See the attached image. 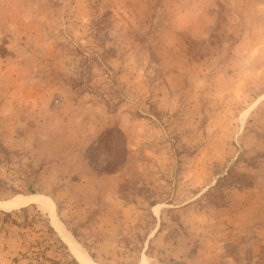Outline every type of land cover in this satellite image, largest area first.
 I'll list each match as a JSON object with an SVG mask.
<instances>
[{
  "label": "rangeland",
  "instance_id": "374dc122",
  "mask_svg": "<svg viewBox=\"0 0 264 264\" xmlns=\"http://www.w3.org/2000/svg\"><path fill=\"white\" fill-rule=\"evenodd\" d=\"M33 194L0 264H79L53 221L96 264H264V0H0V203Z\"/></svg>",
  "mask_w": 264,
  "mask_h": 264
},
{
  "label": "bare ground",
  "instance_id": "6f19581e",
  "mask_svg": "<svg viewBox=\"0 0 264 264\" xmlns=\"http://www.w3.org/2000/svg\"><path fill=\"white\" fill-rule=\"evenodd\" d=\"M47 201V200H46ZM30 204H36L38 206L41 207L42 210H44V212H47V214H50L51 217H53V209L51 208V206H48L45 202V200H43L41 197L37 196V195H29V196H22V195H17L12 197L11 199L1 202L0 203V208L4 209V210H14L17 208H21L24 206H28ZM40 209V208H39ZM53 226L55 228L58 229V231L61 233V231L63 232L62 236L63 237V241L66 243V245L68 246V249L70 250V252L76 257V259L78 260L79 264H95L93 263L86 254L83 253H76L75 250L77 246L70 238L69 236L66 234V232L64 230H62V228L56 223V221H53ZM61 228V229H60ZM140 264H144L143 262H141Z\"/></svg>",
  "mask_w": 264,
  "mask_h": 264
},
{
  "label": "water",
  "instance_id": "95a60500",
  "mask_svg": "<svg viewBox=\"0 0 264 264\" xmlns=\"http://www.w3.org/2000/svg\"><path fill=\"white\" fill-rule=\"evenodd\" d=\"M2 209V208H1ZM4 210V209H3ZM54 227V226H53ZM54 229H55V231L58 233V235H59V237H60V239H61V241L63 242V244L66 246V248L68 249V246L66 245V243L62 240L63 239V237L64 236H62V233H60L59 231H58V229H56L55 227H54ZM76 244V243H75ZM77 245V244H76ZM76 247V249L77 250H75V252L76 253H83V254H86L87 255V257L90 259V260H92L89 256H88V254L84 251V250H82L78 245L77 246H75ZM69 250V249H68ZM79 251V252H78ZM69 252H70V250H69ZM71 253V252H70ZM72 254V253H71ZM73 255V254H72ZM75 255V254H74ZM74 255H73V257H74ZM75 258V257H74ZM75 260H76V258H75ZM77 261V260H76ZM93 261V260H92ZM94 262V261H93ZM95 263V262H94ZM96 264V263H95Z\"/></svg>",
  "mask_w": 264,
  "mask_h": 264
},
{
  "label": "trees",
  "instance_id": "16d2710c",
  "mask_svg": "<svg viewBox=\"0 0 264 264\" xmlns=\"http://www.w3.org/2000/svg\"><path fill=\"white\" fill-rule=\"evenodd\" d=\"M50 230H51V229H48L49 232H51ZM59 245L61 246L62 250L66 252L65 247H63V245L60 244V243H59ZM73 262H74V261H73Z\"/></svg>",
  "mask_w": 264,
  "mask_h": 264
}]
</instances>
